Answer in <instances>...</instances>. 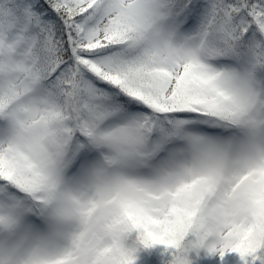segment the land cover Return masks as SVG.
<instances>
[{"label": "snow or ice", "instance_id": "snow-or-ice-1", "mask_svg": "<svg viewBox=\"0 0 264 264\" xmlns=\"http://www.w3.org/2000/svg\"><path fill=\"white\" fill-rule=\"evenodd\" d=\"M0 264H264V0H0Z\"/></svg>", "mask_w": 264, "mask_h": 264}]
</instances>
